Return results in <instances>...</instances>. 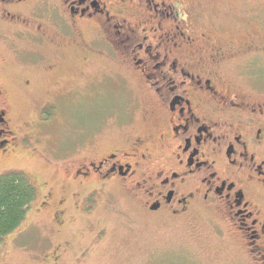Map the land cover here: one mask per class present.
I'll list each match as a JSON object with an SVG mask.
<instances>
[{
	"label": "flooded vegetation",
	"instance_id": "1",
	"mask_svg": "<svg viewBox=\"0 0 264 264\" xmlns=\"http://www.w3.org/2000/svg\"><path fill=\"white\" fill-rule=\"evenodd\" d=\"M183 6L179 0H0V42L18 59V72L62 68L54 80L59 86L89 60L70 57L81 41L93 54L120 58L152 100V135L128 137L105 152L94 140L63 145L62 159L73 163L66 182L79 195L80 211L89 214L97 196L113 187L140 191L151 216L173 220L214 211L233 231L222 246L234 253L225 264H264V45L236 42L241 53L223 63L220 44L210 31L195 36ZM34 39L49 53L16 58L21 48L34 50ZM223 71L235 74L231 88L224 86ZM8 90L0 77L2 157L17 141ZM42 113L52 111L45 106ZM69 202L58 201L57 226L65 224Z\"/></svg>",
	"mask_w": 264,
	"mask_h": 264
},
{
	"label": "rangeland",
	"instance_id": "2",
	"mask_svg": "<svg viewBox=\"0 0 264 264\" xmlns=\"http://www.w3.org/2000/svg\"><path fill=\"white\" fill-rule=\"evenodd\" d=\"M179 1L195 36L222 28L223 33L209 32L208 37L220 44L223 63L241 53L236 42L264 45V0ZM35 41L34 50L21 48L16 58L49 53V47L42 45L40 50ZM71 48V58L88 57L87 67L65 75L55 86L62 68L48 73L39 65L28 74L18 72V59L14 61L10 48L0 42V77L9 87L17 139L5 156L0 155V175L21 172L38 191L25 221L3 240L0 264H225L223 258L234 253L232 248L225 253L222 246L233 231L220 213L195 210L173 220L151 216L140 191L120 187L97 196L89 214L80 211L79 195L66 182V169L73 163L64 162L62 149L77 139L83 144L94 140L98 151L105 152L128 137L152 135L155 116L140 80L129 74L120 58L93 54L81 41ZM223 77L226 88L236 83L233 73L223 71ZM45 106L51 115L42 113ZM49 192L51 201L43 209ZM62 197L70 202L60 227L54 214ZM238 251L242 249L236 246Z\"/></svg>",
	"mask_w": 264,
	"mask_h": 264
},
{
	"label": "trees",
	"instance_id": "3",
	"mask_svg": "<svg viewBox=\"0 0 264 264\" xmlns=\"http://www.w3.org/2000/svg\"><path fill=\"white\" fill-rule=\"evenodd\" d=\"M37 188L21 172L0 175V246L25 221L37 198Z\"/></svg>",
	"mask_w": 264,
	"mask_h": 264
}]
</instances>
